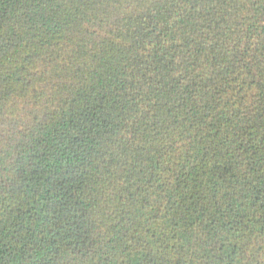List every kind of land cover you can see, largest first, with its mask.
<instances>
[{"label":"trees","instance_id":"16d2710c","mask_svg":"<svg viewBox=\"0 0 264 264\" xmlns=\"http://www.w3.org/2000/svg\"><path fill=\"white\" fill-rule=\"evenodd\" d=\"M0 264H264V0H0Z\"/></svg>","mask_w":264,"mask_h":264}]
</instances>
